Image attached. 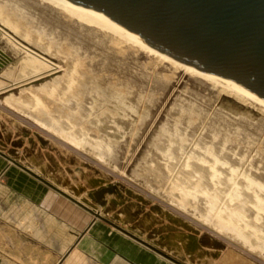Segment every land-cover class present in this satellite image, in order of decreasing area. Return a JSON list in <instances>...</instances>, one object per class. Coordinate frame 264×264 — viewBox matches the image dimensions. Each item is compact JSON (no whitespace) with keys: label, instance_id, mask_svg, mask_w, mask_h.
I'll return each mask as SVG.
<instances>
[{"label":"bare ground","instance_id":"obj_1","mask_svg":"<svg viewBox=\"0 0 264 264\" xmlns=\"http://www.w3.org/2000/svg\"><path fill=\"white\" fill-rule=\"evenodd\" d=\"M0 29L11 49L22 53L13 79L1 70V106L28 117L42 95L59 98L74 87L66 107L83 119L94 95L91 85L110 98L106 104L115 115L112 124L108 113L98 118L101 138L51 116L59 138L73 148L84 147L98 162L102 152L108 162L117 157L115 146L127 130L130 138L137 134L169 87L171 73L186 76V85L142 150L141 167L127 175L152 189L151 179L162 178L171 201L188 200L186 210H198L204 221L214 216L212 225L243 244H251L250 236L264 244V99L124 36L75 0H0ZM221 98L225 101L217 105ZM127 214L121 208L116 215L125 220Z\"/></svg>","mask_w":264,"mask_h":264},{"label":"rangeland","instance_id":"obj_2","mask_svg":"<svg viewBox=\"0 0 264 264\" xmlns=\"http://www.w3.org/2000/svg\"><path fill=\"white\" fill-rule=\"evenodd\" d=\"M2 31L0 29V49L5 53L6 59L0 65V74L4 70L8 71L9 78L13 79L18 74L17 60L22 53L11 49ZM141 60L147 61L149 67L155 66L147 57H142ZM83 65L80 64L79 70H83ZM170 77L169 87L152 106L149 117L139 126L137 134L130 138V131L127 130L125 140L115 146L118 158L110 157L111 163L104 152L101 153L103 159L98 162L84 147L77 149L69 146L59 138L61 135L56 132L55 121L51 118H65L75 126L91 131L93 137L101 138L98 118L108 113L107 123L112 124L115 113L109 111L106 104L110 98L105 97L103 90L94 85L89 87L94 95L89 113L83 119L75 113H69L66 107L71 101L74 87L63 92L59 98L42 95L40 102L29 109V114L26 113L28 117L0 105V150L36 171L46 181L61 187L64 192L79 198L78 200L86 199V203L99 213L100 216L96 217L99 221L110 226L113 225L109 221L116 223L149 244L139 241L143 246L169 261L176 259L184 264H264V244L256 237H248L250 245L243 244L212 225L215 223L214 216L209 221H204L198 210H186L187 205L191 207L188 200L181 201L180 204L171 201L168 199V182L162 178L151 179L150 185L155 187L152 189L144 182L127 175L129 170L141 167L142 150L149 145L151 137L165 119L171 101L186 85L187 77L181 76V73H171ZM0 81H3L2 77ZM12 91L15 92L16 89ZM222 101L225 98H221L217 105ZM248 109L257 116L253 108ZM136 160H140L137 166L134 165ZM111 164L117 166L116 171L110 169ZM17 165L13 162L12 167L20 170ZM33 168L41 170L44 176ZM113 184L116 185V191L104 192L103 205L89 196L91 191L102 186L112 188ZM4 193L6 191L0 188V215L5 203L1 200ZM176 198L174 195L173 199ZM121 208L128 212L125 220H118L116 215ZM0 220L3 222L4 215ZM204 238L207 241L202 243ZM214 239L222 242L223 246L217 247L212 242ZM47 261L45 257L42 264H50Z\"/></svg>","mask_w":264,"mask_h":264},{"label":"water","instance_id":"obj_3","mask_svg":"<svg viewBox=\"0 0 264 264\" xmlns=\"http://www.w3.org/2000/svg\"><path fill=\"white\" fill-rule=\"evenodd\" d=\"M75 1L105 19L124 36L149 49L187 60L198 70L226 81L247 96L264 99V0ZM3 61L0 59V65ZM0 153L43 179L1 150ZM49 184L95 217L100 216L86 203V199L78 200ZM105 191H116V185L113 184L112 188L102 186L91 191L89 196L103 205ZM109 222L148 244L116 223ZM206 241L204 238L202 243ZM212 242L217 247L223 246L217 239Z\"/></svg>","mask_w":264,"mask_h":264},{"label":"crops","instance_id":"obj_4","mask_svg":"<svg viewBox=\"0 0 264 264\" xmlns=\"http://www.w3.org/2000/svg\"><path fill=\"white\" fill-rule=\"evenodd\" d=\"M12 164L0 153V264H178Z\"/></svg>","mask_w":264,"mask_h":264}]
</instances>
